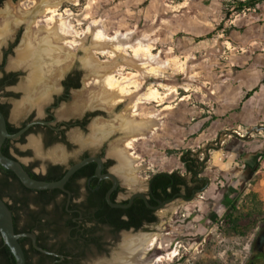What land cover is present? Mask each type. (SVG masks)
Segmentation results:
<instances>
[{
	"label": "flooded vegetation",
	"instance_id": "flooded-vegetation-1",
	"mask_svg": "<svg viewBox=\"0 0 264 264\" xmlns=\"http://www.w3.org/2000/svg\"><path fill=\"white\" fill-rule=\"evenodd\" d=\"M67 4L76 6L78 2L0 0V111L5 118L9 134H15L27 124L36 122L19 137L4 141L2 147L7 150L8 157L18 161L30 177L43 181H57L73 165L89 157L96 159L76 170L64 184V190L25 188L13 172L0 166V198L11 211L14 232L34 234L36 245L48 252L38 251L30 237H20L18 242L24 253L25 264L29 262L31 264H115L114 261L119 256L125 258L128 264L158 262L161 255L152 254L142 258L141 249L134 253L136 257L131 262L133 254L124 253L126 249L122 245L123 240L126 236L135 239L139 236L129 234L123 235L120 244L122 250L112 257V253L114 254L115 249L118 248L119 236L129 230L155 232L151 236L158 238L156 237L155 243L149 246V252L156 250L165 253L176 247L177 242L182 239H188L186 244L189 248L194 245L200 246V249L206 248L212 236L220 228V216L223 215L227 219L228 214L236 207L234 200L239 186L221 187L220 180L210 183L209 177L203 172L205 160L198 156L199 152L196 153L198 158L196 167L188 170L180 161L183 172L168 171V173L177 172L183 179L180 181L175 176L166 179L169 196L165 198L157 196L152 191V186L154 176L166 171L146 175L142 179L146 185L145 189L131 190L125 185L133 184L135 180L132 177L133 170L141 163L134 162L133 157H126L117 149L107 152V141L116 134L104 140L95 138L93 133L88 138L85 137L92 131V123L101 116H107V113L94 104H90L80 113H77L76 108H67L74 94L83 86L95 84L91 74L99 66L91 54L84 61H80L76 47L72 48L82 44L80 41L82 39L73 29L78 23L76 17L70 16L77 13L66 9ZM54 5H57L55 13L66 20L69 26L68 36L66 35L62 41L53 40V33L50 34L53 32V23L50 21L52 11L47 7ZM66 10L69 13H66ZM69 18L75 23L69 22ZM92 29V24H89L85 28L87 33L85 31V34L83 33L84 38L91 37V42ZM45 34L49 35L48 38L52 36V41L47 38L43 44L42 38ZM73 34L77 37H73ZM67 38L69 39L66 40ZM73 38L78 39L79 42L73 44ZM54 44L59 50L52 48ZM24 47L31 49V55L29 54L30 56L25 59H17L20 49L23 50ZM63 47L67 50L66 56L71 55L70 59H73L64 66L63 60L59 59ZM70 49L75 51L70 53ZM87 59L95 63L89 65ZM115 67L118 66L113 68ZM55 74H59L57 79ZM141 86L135 93L125 95L124 99L115 103L114 111L126 99L131 100L132 96L136 97L137 94L143 93L139 92ZM104 98L100 94L98 99L105 103L108 98L106 100ZM131 103L136 107L138 104L151 102L134 103L132 100ZM61 105L64 106L62 110H60ZM150 120L151 118L144 122L140 120L141 123L138 121L137 124H129L124 131L140 130L147 135L151 134L154 128L151 129L149 126ZM93 131L95 132L94 128ZM75 134H81L82 138L75 140ZM143 135L132 136L130 139L135 137L134 140H126L124 146L131 148V145L127 146L126 143L130 141L131 144V141L140 139ZM35 139L39 141L37 148L31 144ZM186 151H182L180 155ZM262 153H258L257 156L261 157ZM114 183L116 187L111 190ZM220 188L229 189L224 194L225 198L220 199L219 205H208V210L200 213V217L179 211L183 205L176 204L177 201L187 203L185 199H194L199 194L207 195L205 198L210 200L211 194L215 195ZM139 193H143L144 198ZM207 200L202 202L206 205ZM109 202L127 206L114 207ZM209 203L212 204L211 201ZM173 204L176 206L172 210L169 223L165 222L166 226H163L165 230L161 231L157 227L160 220V213L157 212ZM221 208H223L222 213ZM169 215L170 213H167L164 218H168ZM192 221L194 226L198 227L193 229L191 234L184 236L185 233H182L179 227L188 225ZM123 222H129L130 226L124 228ZM256 229L257 232L250 245V255L245 264H264V221L258 223ZM139 244L141 242L128 243L127 251L139 248ZM0 264H15L14 255L3 242L1 235Z\"/></svg>",
	"mask_w": 264,
	"mask_h": 264
},
{
	"label": "rangeland",
	"instance_id": "rangeland-1",
	"mask_svg": "<svg viewBox=\"0 0 264 264\" xmlns=\"http://www.w3.org/2000/svg\"><path fill=\"white\" fill-rule=\"evenodd\" d=\"M50 1L59 2L60 0ZM71 1L78 2V4L76 6L67 4L65 8L77 13V15L70 16L76 17L78 23L73 26V29L82 39V44L72 48L76 47L77 57L80 61H84L91 54L98 63L99 66L91 74L93 81L99 78L98 76L101 77L104 73L110 72L111 68V70H117L116 77L119 75L126 78L138 76L140 74L138 63H134L131 59L133 53L128 46L134 45L139 40L148 45V52L151 55V60L148 61L145 60L146 53H141L145 58L143 59L145 73L142 74V86L139 92H146L149 87L156 89L159 94L155 99L156 102L149 101L151 103H142L135 107L131 103L135 96H132L131 100L126 99L114 111L116 105L109 106L98 99L101 94L100 87L96 84H89L74 94L72 102L67 104V108H76L77 113L82 112L90 104L100 107L107 113V116H101L92 123V131L85 137L88 138L93 133L95 138L104 140L116 134L108 139L107 152L117 149L126 157H133L134 162L141 163L133 170L132 177L135 178L133 184L126 183L125 185L131 190L145 189L146 185L142 179L146 175L171 170L183 172V166L179 160L180 153L191 150L194 153L199 152L198 156L205 160L203 172L209 177L210 183L220 180L221 187L239 186L234 200L236 207L231 213L232 217L228 220L223 215L220 216V228L212 236L211 242L206 248L200 249V246L195 245L189 248L186 244L188 239H182L177 242L176 247L165 251V253L156 250L149 252L147 243L152 239L151 234L155 232L140 230L128 232V234L139 236L143 240L139 248L136 247L129 253L134 254L138 249H142V258L152 254L161 255L162 257H159L155 264H245L250 255L253 236L257 232L256 226L264 221V156L249 158L246 163L248 168L242 167L240 157H234L228 162L227 167L232 175L225 170H220L221 164L218 158L215 159V163L210 161L209 157H214L215 151L221 146L216 134L218 128L216 124L219 123L221 117L218 114L216 103L212 101L214 94L209 96L210 86L218 79L209 80L206 83L204 72L209 68L213 73L219 70V61L222 62L221 57L223 51L226 50L224 40L229 39L231 30L237 29L242 32L245 28V26L234 27L230 23L236 25L245 23L251 14L258 16L259 10L256 7L255 11L253 8L238 10V2L247 0ZM260 7L264 13V4ZM187 10L192 15L203 17L204 20H201L206 28V34L203 36L206 40L205 44L197 45L198 38L191 41L186 39L188 35L183 31L178 18L182 15V11ZM69 22L75 23L70 18ZM89 24H92L93 31L100 29L109 38H112L116 33L119 35L128 34L124 43L120 44V46H126L128 43L122 52L124 56L118 57L114 61L113 55L110 53V55L98 53L100 51H98L99 47L95 45L97 43H94L93 33L92 42L90 36L83 37L85 28ZM61 50L63 52L59 59L63 60L64 66L66 62L73 59H70L71 55H69L70 57L66 56L65 47ZM73 51L75 50L70 49V53ZM114 66L118 67L113 68ZM57 75L59 74H55L56 79ZM63 107L61 105L60 110ZM149 118H151L149 126L155 127L152 135H147L140 130L124 131L129 124H137L140 120L141 122L148 121ZM260 128L262 129V127ZM247 132L248 129H245L239 133L246 136ZM140 134L144 135L140 139L131 141V148L124 146L126 140H134L130 138ZM81 138V134L74 136L75 140ZM248 139L251 141V145L257 143L263 145L260 146L263 148H260L258 153L264 152V131L254 132ZM31 144L36 148L39 147V141L36 139L32 140ZM219 173L221 174L219 175ZM225 188H220L215 195L211 194L210 200L205 198L207 195L199 194L187 203L177 201L176 204L183 205L179 208L180 212L200 217V213L208 210V205H219L220 199L223 200L225 192L229 190ZM205 200H207L206 205L203 203ZM210 201L212 204L209 203ZM176 204L165 206L157 212L160 213L157 227L161 231L165 230L163 229V226H166L165 222L169 223ZM222 212L223 208H221ZM167 213L170 215L168 218H164ZM192 223L179 227V230L185 233L184 236L191 234V231L198 227L194 226V221ZM123 233L117 240L118 246L122 243ZM132 242V244H137L139 240L136 238Z\"/></svg>",
	"mask_w": 264,
	"mask_h": 264
},
{
	"label": "crops",
	"instance_id": "crops-1",
	"mask_svg": "<svg viewBox=\"0 0 264 264\" xmlns=\"http://www.w3.org/2000/svg\"><path fill=\"white\" fill-rule=\"evenodd\" d=\"M262 4L264 1L255 6L259 10L258 16L251 14L245 23L238 25L230 23L234 27L245 28L242 32L237 29L231 30L229 39L224 40L226 50L223 51L222 62L219 61V70L213 73L209 68L204 72L206 83L218 79L210 86L209 96L214 94L212 101L216 103L221 117L216 124L218 126L216 134L221 146L215 151L214 157L210 156L209 159L215 163V159L218 158L220 170H225L230 175L232 173L227 168L230 160L238 156L241 158L242 167L248 168L246 163L249 158L256 157L258 150L263 148L260 147L263 145L258 143L251 145L248 139L252 133L264 131V13L260 7ZM255 7L253 11L256 10ZM199 16L192 15L187 10L182 11L178 18L183 31L189 36H186V39L191 41L198 38L197 45L206 42L203 38L206 34L205 24L202 22L204 19ZM259 127L262 129L256 131L255 128ZM151 129L153 133L155 127ZM245 129H248V135L239 133ZM226 143L230 145L227 146Z\"/></svg>",
	"mask_w": 264,
	"mask_h": 264
},
{
	"label": "bare ground",
	"instance_id": "bare-ground-1",
	"mask_svg": "<svg viewBox=\"0 0 264 264\" xmlns=\"http://www.w3.org/2000/svg\"><path fill=\"white\" fill-rule=\"evenodd\" d=\"M56 7H57V5H54L52 7H47V9L49 11H52L50 21L53 23V29L51 28L53 32H51L50 34L52 35V33H53V40L62 41L64 38H66V35L68 34L69 26L66 24V20H64L59 14L55 13ZM66 13H69V11L66 10ZM71 31H72V29H71ZM92 33L94 36V38L93 37L92 38H93V40H95L94 43L95 42L97 43L95 45L99 46V50H98V51H100L99 53L104 54V55L110 53L111 55H113L114 60L117 57L120 58V57L124 56V54L122 52L125 49V47L128 45V43H126V46H120V44L124 43L123 41L127 37L128 34L119 35L118 33H116L112 38H109V37H106L100 29H97L96 31H92ZM48 36H49L48 34H45V36L42 38L43 44H44V40H46L48 38ZM73 37H77V36L74 35ZM50 39L52 41V36ZM68 39L69 38H67L66 40H68ZM42 40H41V42H42ZM41 42H40V44H41ZM77 42H79V40L73 38L72 43L75 44ZM41 46L43 47V45H41ZM55 46L56 45L54 44V46L52 48H54ZM105 47H108V48H105ZM128 47L131 48V51L133 53L132 54L133 57L131 59L134 61V63H138L137 66L139 67L138 71L140 74L138 76L134 75L131 78H126L122 75H119V77H116V74L118 72H117V70L114 69V70H111L110 72H107V74L104 73L105 75L103 74V76L96 78V80H95V84L98 85L101 89V95L105 97L104 98L105 100H106V98H108L105 101V103H107L109 106H113L115 103H119L122 99H124L125 95L127 96V95H130L131 93H135V91H137L140 88V86L142 85L141 84L142 79H143L142 74L145 73V71H144L145 69L143 67L145 62L143 59H145V58H143L144 56H142L141 53H143V54L146 53L147 58L145 60H148V61L151 60V55L148 52V45L145 44L144 42H141V40L135 42L134 45H130ZM49 49H51V48L49 47ZM56 49H58V48H56ZM30 50L31 49L29 47L28 48L24 47L23 50L20 49L21 52L18 53L17 59H25L26 57L30 56L31 55ZM54 51H57V50H54ZM34 54H37V53H34ZM47 55L49 56V54H47ZM36 57H37V55H36ZM174 58H171V59H174ZM87 60H88L87 63L89 65H92L93 63H95L93 60H89V59H87ZM158 95L159 94H158V91L156 89L149 87L146 90V92H143V93L136 95V97L134 98V103H138L141 101H145V102L146 101L147 102L155 101V99L158 97ZM126 145L129 146L130 141H128L126 143ZM129 235H132V234H129ZM156 237L158 238V236H156ZM156 237L152 236V239L147 243L148 246H151L153 243H155ZM134 239L135 238H131L130 236H126L124 238L122 245L126 249V252H124L125 254H127V255L129 254V252L127 251V249H129L128 243H133L132 241H134ZM137 239L139 240V242L143 241L141 238H137ZM120 250H122L121 245L118 246V248L115 250L112 257H115ZM140 252L142 255L143 250L141 249ZM135 257H136V254L135 255L133 254L132 258H131V262L135 260ZM114 263L115 264H128L126 259L123 258L122 256L121 257L119 256L118 258H116Z\"/></svg>",
	"mask_w": 264,
	"mask_h": 264
},
{
	"label": "water",
	"instance_id": "water-1",
	"mask_svg": "<svg viewBox=\"0 0 264 264\" xmlns=\"http://www.w3.org/2000/svg\"><path fill=\"white\" fill-rule=\"evenodd\" d=\"M34 123H36V122H32V123L27 124L24 128H22L20 131H18L15 134H9L7 127H6L5 118L0 111V166L4 169H7V170H10L11 172H13L14 175L19 179V181L21 182V184L25 188L34 189V190H52V189L64 190V184L66 183V181L69 179V177L76 170H78L84 164H86L92 160H96V159L93 157H89V158H86V159L82 160L81 162L73 165L57 181H43V180H37V179L30 177L28 175V173L24 170L23 166L18 161H16L13 158L8 157L5 154H3L1 148H2V145L6 139H10V138L14 139V138L19 137L28 127H30ZM260 129H261L260 127L255 128L256 131H259ZM115 187H116V183H114L111 190L114 189ZM139 194L141 197L144 198L143 193H139ZM192 199L193 198L185 199V201L189 202ZM109 203L111 206H114V207L123 208V207L127 206V205H122V204H113L111 202H109ZM128 232L132 233V230L125 231L123 233V235L128 234ZM0 235L2 237L3 242L12 251L14 258H15V264H25L24 253H23V250H22V248L18 242V239L22 236L30 237L32 239L33 246L38 251L48 253L47 251L43 250L42 248H40L36 245L34 234H28V233L16 234L14 232L11 211L9 210L6 203L1 198H0ZM112 255H113V253H112Z\"/></svg>",
	"mask_w": 264,
	"mask_h": 264
},
{
	"label": "trees",
	"instance_id": "trees-1",
	"mask_svg": "<svg viewBox=\"0 0 264 264\" xmlns=\"http://www.w3.org/2000/svg\"><path fill=\"white\" fill-rule=\"evenodd\" d=\"M264 0H247V1H239L238 2V10H243L244 8H254L257 4L261 3ZM227 14L225 15V17ZM2 153L6 156H9L7 153V150L2 147ZM262 156H264V152L262 153ZM180 161L185 164V166L188 168V170H191L192 168L196 167L198 163V158L196 153H194L191 150H187L185 153L180 155L179 157ZM1 168V167H0ZM175 176L180 181L183 179L177 172L174 173H168V172H161L154 176V183L152 186V191L157 194V196L165 198V196H169L168 193V181L166 180L169 177ZM176 183V181H175ZM1 197V195H0ZM232 217V214L229 213L227 216V219L230 220ZM122 226L124 228H128L130 226L129 222H123ZM28 264H31L30 262Z\"/></svg>",
	"mask_w": 264,
	"mask_h": 264
}]
</instances>
